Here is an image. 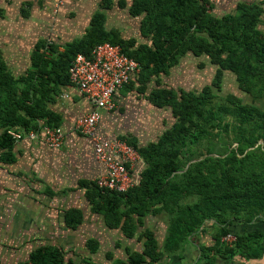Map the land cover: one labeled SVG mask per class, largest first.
<instances>
[{
  "label": "trees",
  "instance_id": "trees-1",
  "mask_svg": "<svg viewBox=\"0 0 264 264\" xmlns=\"http://www.w3.org/2000/svg\"><path fill=\"white\" fill-rule=\"evenodd\" d=\"M115 5L141 18L144 40L125 38L120 29L107 27V11ZM215 5L211 0H99L83 35L65 43L38 39L30 65L18 76L0 48L1 161L15 160L16 139L9 129L27 133L61 126L62 115L53 104L70 85L71 62L79 53L90 55L101 42L120 44L141 64L139 74L121 89L123 94L136 91L155 107L171 110L174 122L157 140L139 144L136 137L120 136L146 164L135 186L120 193L100 188L95 180L79 181L92 212L126 238L142 241L141 249L126 246L127 257L111 264H159L166 253L181 254L206 226L214 229L213 243L199 245L196 264H215L217 255L250 259L264 254V232L235 229L264 219V109L255 104L264 98V0L239 1L234 11L221 16L214 14ZM190 53L205 55L216 66L211 83L200 91L163 83L162 76ZM225 71L234 73L252 103L233 93L220 94ZM158 214L166 217L162 241L145 227L146 217ZM65 220L77 228L83 210L68 209ZM227 233L238 236L233 245L222 241ZM87 247L92 254L100 245L90 238ZM29 261L67 262L65 251L56 245L38 247ZM82 264L100 263L86 257Z\"/></svg>",
  "mask_w": 264,
  "mask_h": 264
},
{
  "label": "crops",
  "instance_id": "crops-1",
  "mask_svg": "<svg viewBox=\"0 0 264 264\" xmlns=\"http://www.w3.org/2000/svg\"><path fill=\"white\" fill-rule=\"evenodd\" d=\"M77 2L79 0H68L60 6L58 11L60 12L62 7L74 8ZM15 5L22 10L23 15L37 5H48L54 11V0H0V20L1 18L10 20L7 17L11 10L16 9ZM66 92L70 93L68 98L62 96ZM130 93L137 94L136 91H132L126 95ZM126 95L121 90L118 91L115 94V101ZM147 101L149 102L148 99ZM53 108L63 118L61 126L65 130V141L60 148H49L42 140H32L25 136L16 140L13 148L15 156L13 162L0 160V261L6 264L29 261L31 252L43 245L60 246L65 251L70 236H79L85 231L93 233L92 236L82 240V247L87 248L85 254L69 258L70 255L65 251L66 264H77L78 261L82 264L86 257H91L100 264H111L113 259L119 257L126 258L125 247L131 246L129 243L131 239L126 238L120 229L109 228L101 214L91 211L86 190L79 186L80 180H96L104 171L103 165L95 158L91 140L75 128L77 118L91 111L93 105L78 90L66 86L53 104ZM114 111L115 109L102 110L99 131L109 138H120L115 132L109 131V126H106ZM70 208L82 209L84 213L83 222L75 229L69 227L65 220V214ZM152 216L157 219L164 218L162 214L149 215L145 219V227L153 229L148 223V218ZM164 221L162 223L165 224L166 232L167 224ZM209 227L202 228L203 230L201 229L195 237L191 238L181 254L166 253L159 264H196L200 256L199 245L213 243L210 239L207 241L203 238L205 234H208ZM235 229L240 233L254 230L264 232V219L258 218L252 223L238 225ZM154 231L156 233V230ZM115 233L119 234L118 239L114 237ZM164 236L161 240L158 236L157 238L162 241ZM90 238L98 240L99 249H102L103 245L107 246L103 254L104 258L96 255L100 253L99 249L96 253L89 252L87 241ZM132 239L140 242L141 249L142 241H139L137 237ZM115 247L121 248L123 255L116 254ZM108 253H111L113 257L109 258ZM70 259L72 263L69 262ZM148 262L144 264H150ZM215 264H264V254L250 259L240 255L224 259L217 255Z\"/></svg>",
  "mask_w": 264,
  "mask_h": 264
},
{
  "label": "rangeland",
  "instance_id": "rangeland-1",
  "mask_svg": "<svg viewBox=\"0 0 264 264\" xmlns=\"http://www.w3.org/2000/svg\"><path fill=\"white\" fill-rule=\"evenodd\" d=\"M239 1L242 0H224L215 5L213 12L218 16L232 12ZM127 2L130 3L131 0H127ZM15 6L16 9L11 10L7 17L10 20L3 18L0 20V47L4 51L10 69L18 76L30 64V55L38 39L44 37L65 43L83 35L90 16L99 8V0H79L74 8L62 7L60 12H54L48 5H37L31 7L29 13H24V15L22 10L17 5ZM140 19V17L132 16L128 7L115 5L108 11L106 24L108 28L120 29L125 38L137 37L142 41L144 39L140 37L139 33ZM201 62L205 63L204 66H200ZM215 70L216 66L210 62L207 56L197 57L190 53L172 68L170 74L162 76V82L175 88L200 91L206 84L211 83ZM228 93L241 97L246 103L253 102L252 97L239 88L236 77L231 71H225L223 89L220 92L221 95ZM255 104L264 109V98L255 101ZM109 118L106 125L109 126V131L115 132L119 136L136 137L139 144L157 140L162 132L174 122L170 109L155 107L147 101L145 95L138 93L119 97L115 111ZM164 218L166 219L165 216ZM164 218L157 219L154 216L148 218V223L156 230L160 240L165 235V224L162 223ZM207 230L208 234H205L203 238L213 241L214 229L210 226ZM92 235V231L81 232L79 236L71 235L67 250H65L70 255L69 258L84 255L87 248L82 247V240ZM114 237L118 239L120 236L115 233ZM129 243L133 248L140 249L141 244L136 239H131ZM106 249L107 246L103 245L102 249H99L100 253L96 255L104 258L103 254ZM122 251L121 248L115 247V253L119 256L123 255ZM105 262L107 261L105 260ZM80 263V261L77 262V264Z\"/></svg>",
  "mask_w": 264,
  "mask_h": 264
},
{
  "label": "built area",
  "instance_id": "built-area-1",
  "mask_svg": "<svg viewBox=\"0 0 264 264\" xmlns=\"http://www.w3.org/2000/svg\"><path fill=\"white\" fill-rule=\"evenodd\" d=\"M68 0H54V12H57ZM224 0H211L219 4ZM141 70L139 61L123 51L120 44L109 41L97 44L90 55L79 53L69 67L70 87L78 90L93 109L77 118L76 130L87 136L94 149L96 160L103 165L104 171L96 178L97 185L102 189L127 192L135 186L145 167V161L139 151L126 140L109 138L99 131L102 110L116 108L115 94L120 91ZM68 98L70 93L62 95ZM8 133L16 140L25 136L32 140L40 139L49 148H60L65 141V130L62 126H44L41 131L24 133L9 129ZM142 163V165H140ZM238 239L235 233H227L222 241L233 245ZM0 264H6L0 261ZM16 264H33L30 261Z\"/></svg>",
  "mask_w": 264,
  "mask_h": 264
}]
</instances>
